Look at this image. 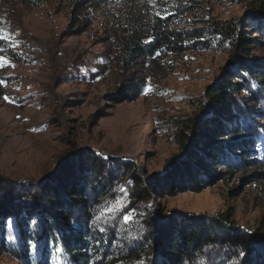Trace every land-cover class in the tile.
Here are the masks:
<instances>
[{"label":"rangeland","instance_id":"obj_1","mask_svg":"<svg viewBox=\"0 0 264 264\" xmlns=\"http://www.w3.org/2000/svg\"><path fill=\"white\" fill-rule=\"evenodd\" d=\"M260 6L263 34L249 18ZM227 21L235 30L229 36L222 34ZM156 23L170 31L209 30L194 48L131 58L129 34L139 30L147 43ZM0 29V57L10 62L0 68V181L13 182L17 192L37 187L88 151L105 160L130 161L141 185L123 172L114 194L93 215V228L106 239L136 243L148 234L145 221L151 213L159 220L206 217L221 228L223 240L208 249L202 264H245L261 253L264 177L249 182L237 171L228 183L219 180L198 192L174 195L154 194L147 182L181 155L192 120L210 116L209 109L204 111L206 91L231 76L229 69L239 71L231 57L264 60V0H0ZM240 36L249 38L244 51L235 46ZM134 83L139 84L137 98L111 99ZM244 88L240 98L249 95ZM255 119L264 125V115ZM254 126L255 137L264 140V128ZM258 148L264 160V148ZM9 193L2 191L0 198L9 203ZM129 213L133 220L125 222ZM33 219L40 233L42 223L38 216ZM4 230L0 264H26L8 250L22 243L14 218L6 219ZM26 247L27 259H42V240ZM127 256L117 257L115 264H150L157 257Z\"/></svg>","mask_w":264,"mask_h":264},{"label":"trees","instance_id":"obj_2","mask_svg":"<svg viewBox=\"0 0 264 264\" xmlns=\"http://www.w3.org/2000/svg\"><path fill=\"white\" fill-rule=\"evenodd\" d=\"M262 8L252 9L249 18L260 24L257 30L263 34L259 29L262 21L258 19ZM231 23H224L222 34L225 36L235 33ZM206 30L209 29L197 27L170 31L156 23L151 41L143 43V32L134 30L129 34L127 44L133 55L131 58L152 57L157 51L179 53L203 44ZM247 39L240 36L236 40L237 50L244 51V40ZM231 61L238 62L239 71L229 69L231 76L206 91L204 111L209 109L210 116L194 118L189 131L183 134L181 155L169 161L164 173L148 178L147 188L154 194L198 192L219 180L228 183L237 171H242L244 179L249 182L264 177V160L259 159L261 150L258 148H264V140L256 138L254 132L255 124L264 128L255 119L259 114L264 115V60L240 57L235 53ZM242 86L249 95L240 98ZM139 93V84L134 83L110 97L120 103L137 98ZM76 159L75 164L66 163L58 173L48 176L37 187H26L21 192L16 191L13 182L0 181V193L8 189L11 195L9 203L0 198V244L4 250L5 221L10 217L15 220L22 243L19 249L11 247L8 250L24 259L26 264H115L116 258L123 254L128 258L146 254L152 260L155 253L157 257L150 264H202L208 249L222 242L221 228L216 229L213 219L166 215L159 220L153 213L145 221L148 234L136 243L128 246L120 241L119 236L111 242L95 231L93 215L114 194L115 182L121 179L123 172H130L138 185H141V179L130 161L105 160L92 151L83 152ZM147 188L142 187L143 190ZM228 190L232 192L231 188ZM148 196L142 195L141 199ZM36 216L42 223L38 235L30 223ZM245 238L243 234L242 243ZM38 239L42 240V259H27L26 243ZM260 242L263 249L264 235L260 236ZM119 243H122L121 247ZM7 245L13 246L11 242ZM58 248L60 251L57 252ZM244 251L246 258L248 250L244 248ZM54 256H58V261L57 258L52 261ZM245 264H264V249Z\"/></svg>","mask_w":264,"mask_h":264},{"label":"snow or ice","instance_id":"obj_3","mask_svg":"<svg viewBox=\"0 0 264 264\" xmlns=\"http://www.w3.org/2000/svg\"><path fill=\"white\" fill-rule=\"evenodd\" d=\"M0 31H3V30L0 29ZM3 38L7 39L8 36L5 35ZM9 64H10V62H9L6 58H4V57H0V68H4L5 66H8ZM11 66L14 67V65H11ZM0 83H3V82L0 81ZM150 90H151V89L149 88V91H150ZM5 99H9V98H8V97H5ZM117 203H119V201H117ZM113 210H114V209L109 208V212H111V211H113ZM102 218H103V214H101L100 216H96V217H95L96 220H100V219H102ZM123 220H124L125 222H131V221L133 220V217H132L131 213H129V214H127V215H124V216H123ZM8 223L11 224L12 222H8ZM30 223H31L32 225H35V226H36L34 231H35V234L38 235V234H39V231H40V226L37 224V222H36L35 220L31 221ZM99 231H100V232H105L106 229H104V228H100ZM32 247H33L35 253H38V251H39L38 246L34 244V245H32ZM56 251H60V249L58 248V249H56ZM93 264H95V262H93Z\"/></svg>","mask_w":264,"mask_h":264}]
</instances>
